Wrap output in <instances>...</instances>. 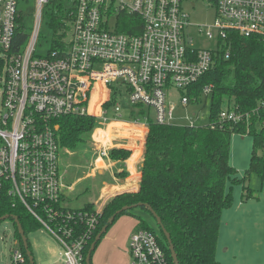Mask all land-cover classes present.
Returning <instances> with one entry per match:
<instances>
[{
    "label": "built area",
    "instance_id": "built-area-1",
    "mask_svg": "<svg viewBox=\"0 0 264 264\" xmlns=\"http://www.w3.org/2000/svg\"><path fill=\"white\" fill-rule=\"evenodd\" d=\"M19 1L0 0V211H25L62 248L65 264H85L105 203L91 209L65 205L56 120L92 118L95 134L96 126L122 119L124 107H131L133 123L140 115L147 125L149 120L173 125L170 93L179 91L182 106L210 98L213 85L194 90L219 56L229 59L232 36L264 42V0H214L213 31L205 32L213 49L191 44L184 0H69L65 36L58 41V34V47L45 57L36 56L35 47L43 7L51 0H35L36 27L24 30L25 44L11 53L23 28ZM261 108L264 112V102ZM185 119L186 126L196 127L193 118ZM247 119L231 107L208 124ZM98 150L109 152L103 144ZM13 238L17 248L11 264H26L14 233ZM128 249L129 264H168L163 240L153 230L136 229Z\"/></svg>",
    "mask_w": 264,
    "mask_h": 264
},
{
    "label": "trees",
    "instance_id": "trees-1",
    "mask_svg": "<svg viewBox=\"0 0 264 264\" xmlns=\"http://www.w3.org/2000/svg\"><path fill=\"white\" fill-rule=\"evenodd\" d=\"M69 3V0H51L47 5L54 33L51 49L58 47V34V41L65 36ZM231 38L229 59L219 56L215 67L200 80L194 93L197 94L202 85H213L208 123L214 121L219 112L231 107L247 114L248 119L214 127L210 124L202 127L167 126L149 120L139 189L134 193L118 194L105 203L96 236L108 219L123 207L141 204L142 207L138 208L147 211L143 205H149L169 233L179 264H218L215 252L221 213L233 201L231 187L227 190V183L235 186L248 181L251 175L264 177V112L261 108L264 102V42L238 35ZM26 40L27 34L19 28L11 53L18 52ZM56 121L59 124L56 138L62 149L75 147L81 142V134H87L95 127L94 119L89 117L68 116ZM233 134L253 137L250 164L242 179L236 177V170L229 163ZM259 149L263 151L262 156L257 154ZM109 156L122 159L127 157V152L112 150ZM245 190L250 191L248 187ZM84 208L91 209L92 205ZM133 210L117 215L113 223L128 215L138 220L139 228L150 229ZM5 214L18 218L26 237L41 228L20 208L0 211V217ZM13 226L14 237L19 242L26 264H29L14 222ZM161 239L168 264H173L162 234Z\"/></svg>",
    "mask_w": 264,
    "mask_h": 264
},
{
    "label": "rangeland",
    "instance_id": "rangeland-1",
    "mask_svg": "<svg viewBox=\"0 0 264 264\" xmlns=\"http://www.w3.org/2000/svg\"><path fill=\"white\" fill-rule=\"evenodd\" d=\"M213 3L214 0H184L182 4V11L188 16L185 33L191 38V44L196 48L213 49L215 46L214 41H210L205 35L206 31H213L212 25L215 18ZM18 11L20 12L21 26L26 32H32L36 27V1L20 0ZM50 23L48 6H44L39 24V37L35 47L36 56L45 57L51 50L54 33ZM199 29H201V32ZM69 37L68 35L66 41L69 40ZM1 88L2 79H0V92ZM180 99L179 91H172L170 100H167V103L170 101L175 106L173 125H188L186 117L193 118L196 127L208 125L211 106L210 98H206L201 103L190 102L186 106L181 105ZM132 111L131 107H124L122 119L130 121ZM1 113H4V107L1 104L0 97ZM135 116L139 118L138 126L147 125V117ZM150 116L153 119L154 112L152 110L150 111ZM96 129H100V131L98 130V133L94 134V127L87 134H81V142L75 147L59 151V163L64 177L63 182L72 186L70 191L67 189L63 190L67 196L65 205L69 207H80L85 203L98 201L101 186L109 180V177L105 176L107 173L106 171L104 172V167L110 161L108 158L110 152L104 155L102 150H98V147L102 145L105 129L100 126H96ZM252 144L253 137L248 134H233L231 137L229 163L234 169L239 171V174L241 172L244 173L249 167ZM257 154L262 156L263 151L259 149ZM100 164H104V166ZM247 183L250 188L257 189L264 185V180L261 181L258 176L251 175ZM231 192L233 197L237 196L235 187ZM97 204H101V200ZM92 208L97 207L92 204ZM133 213L145 220L150 229L161 237L154 218L146 210L135 208ZM128 219L132 222L134 221L132 216L124 215L110 225L92 253L91 264H129V241L127 237L132 226H128ZM245 228H248V230L246 231ZM249 228L250 224L248 222L247 224L244 223L243 220L235 224H229L226 229L221 226L220 242L218 241V250L215 252L218 264L257 263L253 260V256L259 253L261 249L260 247H254V240L253 242L250 240L249 233L251 230ZM13 233V223L9 219L2 220L0 222V264H11L13 252L17 248L14 243ZM27 239L35 264H65L61 256L62 248L42 228L30 232ZM262 256H259L258 260Z\"/></svg>",
    "mask_w": 264,
    "mask_h": 264
},
{
    "label": "crops",
    "instance_id": "crops-1",
    "mask_svg": "<svg viewBox=\"0 0 264 264\" xmlns=\"http://www.w3.org/2000/svg\"><path fill=\"white\" fill-rule=\"evenodd\" d=\"M104 129L102 144L109 149V152L112 150L126 151L127 157L113 159L109 156L110 161L104 167V172L106 171L107 173L105 176H108L109 180L101 186L98 201L88 202L75 208H84L88 204L101 207L118 194L134 193L139 189L148 125L138 126V123H133L131 120L112 119L105 125ZM242 173L239 174V171L236 170V177L242 179L244 176V173ZM259 179L262 181L264 177H259ZM64 185L65 189L72 190V186L65 182ZM234 187L236 188L237 196L233 197L231 192L232 205L221 213L216 252L219 245L218 241L220 242L221 226L226 229L229 224H235L243 220L244 223L247 224L248 222L250 224L249 238L252 242L254 240V247H260L261 249L259 253L253 256V260L257 262L256 264H264V185L254 189L249 187L247 181L235 186H232L229 182L227 183V190L230 188V191H232ZM247 187L250 190L249 192L245 190ZM100 200L101 204L98 205L97 203ZM128 220V226H132L127 237L129 241L131 234L139 227L137 219L134 218L133 222L130 219ZM245 229L246 231L248 230V228ZM258 239L260 240L259 242ZM261 255L263 256L258 260Z\"/></svg>",
    "mask_w": 264,
    "mask_h": 264
},
{
    "label": "water",
    "instance_id": "water-1",
    "mask_svg": "<svg viewBox=\"0 0 264 264\" xmlns=\"http://www.w3.org/2000/svg\"><path fill=\"white\" fill-rule=\"evenodd\" d=\"M138 207H142L141 204H138V205H133L131 207H123L122 209H120L119 211H117L113 216H111L108 221H107V224L101 229V231L99 232V234L96 236V238L94 239L93 243L90 245V248L86 254V258H85V264H91V257H92V253L96 247V244L98 243V241L101 239V237L106 233L107 231V228H108V225L112 224L115 217L119 214H121L122 212L124 211H127V210H130L131 208H138ZM143 207H145L147 209V212L154 218L161 234L163 235V237L165 238V243L167 244L168 246V250L170 252V255H171V259H172V262L173 264H179L178 263V259H177V256H176V253L174 251V246L171 242V239H170V235L169 233L165 230L164 226L162 225L161 223V220L160 218L156 215V213L154 212V210L149 206V205H143ZM12 219L13 222L15 223L16 227H17V230H18V233L21 237V240H22V244H23V247H24V250H25V253H26V256L28 258V261H29V264H35V260H34V257L32 255V252L29 248V243H28V239L27 237L25 236L24 234V231L19 223V220L16 216L14 215H8V216H3L0 218V222L2 220H5V219Z\"/></svg>",
    "mask_w": 264,
    "mask_h": 264
},
{
    "label": "flooded vegetation",
    "instance_id": "flooded-vegetation-1",
    "mask_svg": "<svg viewBox=\"0 0 264 264\" xmlns=\"http://www.w3.org/2000/svg\"><path fill=\"white\" fill-rule=\"evenodd\" d=\"M192 5H194V4H192Z\"/></svg>",
    "mask_w": 264,
    "mask_h": 264
}]
</instances>
